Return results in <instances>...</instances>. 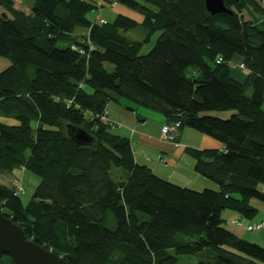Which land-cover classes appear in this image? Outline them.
Listing matches in <instances>:
<instances>
[{
  "label": "trees",
  "instance_id": "1",
  "mask_svg": "<svg viewBox=\"0 0 264 264\" xmlns=\"http://www.w3.org/2000/svg\"><path fill=\"white\" fill-rule=\"evenodd\" d=\"M204 1L33 0L25 15L0 0V58L10 61L0 114L17 123L0 122V174L41 179L26 204L0 184V213L27 239L68 264H264V248L221 217L251 221L252 201L264 204V8L223 0L232 14L210 15ZM113 3L141 11L142 22L88 18ZM137 28L160 32L146 55L126 36ZM235 58L249 71L243 82L230 76ZM115 97L218 141L221 150L189 151L195 173L218 189L182 188L136 164L128 139L98 117ZM222 111L233 113L210 114ZM68 125L94 143L77 145ZM0 264L15 263L3 255Z\"/></svg>",
  "mask_w": 264,
  "mask_h": 264
},
{
  "label": "crops",
  "instance_id": "2",
  "mask_svg": "<svg viewBox=\"0 0 264 264\" xmlns=\"http://www.w3.org/2000/svg\"><path fill=\"white\" fill-rule=\"evenodd\" d=\"M263 1L261 5L264 8ZM122 12H125L124 8ZM248 17L250 16L248 15ZM142 20L134 21L140 23ZM233 60L235 63L232 61L230 63L239 64L241 62V59L238 58ZM248 74L249 71L247 69L242 70L237 67H231L230 76L236 81L243 82ZM110 112L108 110V119L114 124H119L117 128L120 129L116 132V135L128 139L136 164L147 166L158 178L182 188L196 192L204 189H218V187L217 189L214 188V182L195 173V160L189 152L190 150H221L223 147L218 141L188 127H181L176 131V142L178 146H174L172 142L163 139L161 136L162 126L170 122L160 113H145L141 116L134 112L131 114L122 112L121 118H115L110 117ZM111 118L118 119L123 124L121 125V123L115 122ZM0 122L3 123L2 119ZM4 122L6 125H12L13 123L12 119H6V121L4 119ZM252 204L264 214L260 204L256 202H252ZM221 215L225 222L224 225L229 226L225 227L237 237L244 238L248 232H251L246 229L245 225H253L251 223L253 219L251 221L244 220L242 221L243 225L238 226L232 223V221L241 220L234 212L224 211ZM254 242L264 248L261 242L255 241V239Z\"/></svg>",
  "mask_w": 264,
  "mask_h": 264
},
{
  "label": "rangeland",
  "instance_id": "3",
  "mask_svg": "<svg viewBox=\"0 0 264 264\" xmlns=\"http://www.w3.org/2000/svg\"><path fill=\"white\" fill-rule=\"evenodd\" d=\"M263 4H264V1H263ZM32 5H33V0H13V7L16 10L23 12L25 15L30 14V8L32 7ZM100 5L101 4H99V6ZM147 7H151V6L147 5ZM123 8L125 9V12H122ZM118 14L128 16V17H130L136 21H141L144 17V15L141 11L129 9V8H127L121 4H118L115 7L103 6V7L99 8L98 10H95V11L89 13L88 18L94 20V19H96V17H101L107 21H113V19ZM245 17L248 19H251L250 17H248L247 14H245ZM79 32H82V31L80 30ZM159 35H160V32H155L151 36H148L147 32L145 30H143L142 28H137L136 30H132L126 34V36L129 40L142 43L141 49L139 51V55H146L155 45L156 40L159 37ZM9 66H10V61L7 58L1 57L0 58V72L5 70ZM189 70H190V68L188 69V72H189ZM188 72H187V75H189ZM248 95H251V91L248 92ZM116 99L118 101L111 100L107 104V109L109 110V112L111 110L110 117L121 118L122 112L130 113V114L132 112H134V113L139 114L141 116H143L145 113L156 114L151 110H147L144 108L137 107V105H135L134 103L127 101L125 99H122V98L121 99L116 98ZM262 108L264 109V103H263ZM129 109H131L132 111H130ZM232 113H233V111H222V112H212L210 114L213 116H218L222 119H227L230 117V115ZM136 116H138V115H136ZM1 119H2L3 123H5L4 119L6 121V119L8 120L10 118H6L0 114V120ZM111 120H113L115 122H119V123H121V125L123 124L118 119L111 118ZM12 122H13L12 125L17 124V123H15V120H13V119H12ZM119 129L120 128L112 127L110 129V131L112 134L116 135V132ZM16 181L22 187V192L20 194V198H21L22 202L24 204H26L30 200L36 186L39 184L41 179L38 176L30 173L29 171L20 170L17 168L12 170L9 173H1L0 174V184H2V185L9 186L12 188L13 183ZM214 188L217 189L216 184L214 185ZM259 188H260V190L264 191V185L260 184ZM252 202H256L257 204H260L261 209H262V207H263L262 203H259L258 201H255V200H253ZM263 218H264V214L262 212L258 211V214L256 215V217L253 219V222H251V223L252 224L260 223L263 220ZM225 226L229 227L227 225H225ZM243 239L250 241L252 243H256V242H254V239H255V241H259L264 245V228L260 229L257 232L256 231L255 232H248V234L246 236H244ZM197 259L198 258L194 257V256H180L178 264H195L197 262Z\"/></svg>",
  "mask_w": 264,
  "mask_h": 264
},
{
  "label": "water",
  "instance_id": "4",
  "mask_svg": "<svg viewBox=\"0 0 264 264\" xmlns=\"http://www.w3.org/2000/svg\"><path fill=\"white\" fill-rule=\"evenodd\" d=\"M204 5L210 15L232 14L223 0H205ZM67 128L68 136L77 145L94 143L93 137L82 129L70 125ZM3 255L9 256L15 264H68L51 250L27 239L18 225L0 213V258Z\"/></svg>",
  "mask_w": 264,
  "mask_h": 264
},
{
  "label": "built area",
  "instance_id": "5",
  "mask_svg": "<svg viewBox=\"0 0 264 264\" xmlns=\"http://www.w3.org/2000/svg\"><path fill=\"white\" fill-rule=\"evenodd\" d=\"M84 1V0H82ZM117 4L116 3H113L112 4V7H115ZM97 20L99 21V23L101 24H106V20L102 19V18H99L97 17ZM71 49L78 52L79 54L81 55H86V51L82 48H79L75 45H72L71 46ZM91 50H94V47L92 45L89 44V51ZM222 62V58L221 56H217L216 57V64H220ZM231 67H238L242 70H245V66L243 64H234V63H229ZM68 103H71V101H68ZM100 121H102L103 123H108V109L105 108L102 112V114L100 116H98ZM180 128V122L178 121H174V122H170V123H166L165 125L162 126L161 128V136L163 139L169 141V142H172V144L174 146H178V143L176 142V131H178ZM13 191H14V195H20L21 192H22V187L21 185L16 181L13 183L12 185V188H11ZM262 211L264 212V204H263V207H262ZM233 224L235 225H238V226H241L243 225V223L239 220H235V221H232ZM246 229L248 231H251V232H257L258 230L264 228V220L260 223H257V224H253V225H245Z\"/></svg>",
  "mask_w": 264,
  "mask_h": 264
}]
</instances>
